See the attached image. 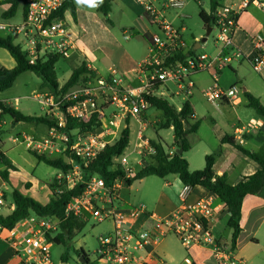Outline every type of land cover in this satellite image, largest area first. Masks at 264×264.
Returning a JSON list of instances; mask_svg holds the SVG:
<instances>
[{
    "label": "built area",
    "instance_id": "built-area-1",
    "mask_svg": "<svg viewBox=\"0 0 264 264\" xmlns=\"http://www.w3.org/2000/svg\"><path fill=\"white\" fill-rule=\"evenodd\" d=\"M66 1L27 0L26 15L20 25L0 24V30L19 37L30 64L48 54H59L67 59L76 49L74 40L67 33L64 19L57 15ZM136 1L158 28V33L152 35L150 55L139 66L138 85L123 86L122 76L116 67H110L108 77L86 74L88 80L70 90L59 102H55L52 95L44 101L50 110L54 108L59 111L57 126L51 128L49 136L42 140L25 137L23 141L39 154L48 151L54 154L56 144L63 148L57 152H68L65 156L73 167L66 172L60 171L58 184H65L69 189L84 184V189L68 202L65 216L92 224L108 221L113 225L111 232L98 238L96 254L99 261L106 264H148L156 257V249L162 241L168 235H174L187 250L192 246L211 247L218 264H243L232 242L215 236L214 223L220 214V207L214 204L212 197L204 196L192 201L191 186L185 185L180 194V208L165 217H158L143 205L131 207L128 211L123 209L120 190L126 186L127 179L136 175V166L143 167V159L156 153L145 134L147 126L140 120L149 108L147 96H190L195 88L193 77L200 73L211 76V83L202 91L209 104L219 106L222 101L235 102L242 96L243 90L238 85L229 88L221 86L219 74L229 68L233 61L243 60L244 53L234 47L238 18L250 6H263V0H240L237 7H218L214 13V27L218 31L215 42L219 46V54L212 57L206 53L187 54L185 60L178 57L179 52L186 48L182 31L164 13L167 8L184 7L185 1L168 0L161 7L156 6L154 0ZM253 46L254 54L249 62L254 72L264 79V38L255 37ZM87 67L91 70L90 66ZM167 83H173L175 91L166 86ZM71 101L74 103L63 111L61 105ZM94 115H97L99 126L92 132L75 130L68 134L60 130L66 126V117L87 122ZM131 117L139 121L140 128L132 152H124L116 158L122 177L112 186H107L98 175L85 179L86 168L128 127L126 121ZM254 129L256 125L251 122L238 129L236 136L242 140L243 134ZM18 141L19 137L13 139V143ZM133 156L136 159H132ZM59 191L62 193V190ZM6 205L4 193L0 191V209ZM62 221L57 216L31 214L9 231L0 227V241L12 247L13 257L21 264H55L51 249L56 245L54 239ZM185 262L192 263L190 258H186Z\"/></svg>",
    "mask_w": 264,
    "mask_h": 264
},
{
    "label": "crops",
    "instance_id": "crops-1",
    "mask_svg": "<svg viewBox=\"0 0 264 264\" xmlns=\"http://www.w3.org/2000/svg\"><path fill=\"white\" fill-rule=\"evenodd\" d=\"M5 1L6 0H0V3H4L9 8V4H6ZM110 2L111 11L106 17L98 10L94 0H74L75 13L73 14L70 10H67L63 18L67 25V33L71 39L74 40L76 45V49L66 60L72 57L78 58L80 60L83 58L82 60H85L87 65L91 67V70L89 69V71L92 72L94 76L100 75L104 77H108L110 67H115L110 64L112 61H115L121 67V70H119L117 67L116 68L119 70V74L122 76V85L126 87L137 86V72L139 66L150 55L152 35L155 34H151L149 25L154 26V24L145 14L136 0H110ZM239 3L240 0H238L237 3L233 2L227 6L237 7ZM221 4L222 6L226 5L222 2ZM161 6H163V4L159 5V7ZM250 7L264 10V5H253ZM116 9L120 13L119 21H124L129 11H134V13H136L137 18L128 24L129 27H126V25L123 24L119 25L124 30V34L127 36V38H129L128 34H130V38L133 36H137L136 38H139L140 43L135 41L138 45H143L146 42V47L144 45V52L141 51L139 57L136 56L135 59H132L130 62L126 60L127 56L129 55V51L125 50L124 46L119 43L117 37L112 31L115 28L116 23L119 22L114 19V11ZM248 9L249 7L239 16L237 28L234 32V47L244 53V58L240 61H234L237 67H234L231 64L229 69L221 76V81L225 88L238 85L243 90L242 96L235 102L222 101L219 106L210 104L217 111V118H209L207 120V118L197 116L194 110V116L191 119V122H199L200 124L198 131L189 136V140L192 144L191 149L184 153V157L188 160L191 171L204 169L206 165V157L208 155H216L214 164L215 172L219 176L223 174L227 175L228 181L232 185H236L244 178L255 174L259 169V165L249 157L240 153L233 145L224 143L223 139L226 136H230L231 138L235 139L238 144H241L243 147L254 152H258L264 147V118L258 116L254 109L248 107V100L244 96L245 92L251 93L259 98L264 105V85L262 81H259L258 77L260 76L254 72L249 62V58L254 54L253 39L257 36L264 38V18L257 12L249 13ZM164 13L166 18L172 23L175 21V18H178L171 16L169 13H167L166 9H164ZM23 20L24 11L22 9L21 22L9 26L20 25ZM127 28H130L131 32L129 31L130 29ZM181 31H183V29ZM10 35H12V33H10ZM205 35L206 34H200L199 36L195 37L193 40V47L195 49H203L201 52H199L202 54L208 53L212 56L218 55L220 49L217 43L211 45H201L199 48H196V44L200 42ZM185 44L187 50L192 49V47H190L186 41ZM132 47L135 49V51L139 49L136 44ZM130 53L137 55L135 52ZM195 54L197 55V53ZM244 64L248 65L256 74L251 75V80H248L245 74H243L242 77L239 76ZM0 66H4L8 69L14 68L16 66V61L14 58L6 49L3 48H0ZM76 67L77 66L74 68ZM74 68H72V71ZM58 70H60V73H64L66 68L61 67L58 69L57 66V72ZM203 74H207L211 83V76L208 73ZM248 74L249 72L247 75ZM197 75L194 77H199V74ZM261 79L264 80L263 78ZM87 80V77L84 75L79 81V84L84 81L86 82ZM66 81L63 83L60 81V83L63 85ZM209 84H207L205 87H207ZM196 86L197 83L195 82V87ZM43 91L47 92L48 90L43 89ZM172 96L178 95L172 94ZM0 102L14 107L12 103L6 98H0ZM181 106L176 107L180 109ZM14 108L17 109V107ZM248 109H252L253 112H249ZM56 110L57 109L54 108L52 110L48 108L47 115H52V112ZM56 114L58 116L59 113ZM146 114L147 112L140 117V120L147 127H149L150 124L146 118ZM160 116L161 114L158 115L157 120H155L153 123L154 130V124L159 121ZM133 121L138 125L137 131L140 128V124L137 119L133 117L128 118L126 122L130 129V137ZM251 122L256 125V129L250 133L243 134V139L239 140L236 136L237 130ZM21 123L29 122H14L9 117L0 118V131L3 150L4 136H6L7 131H12ZM50 130L51 128H49V131ZM163 130H169L173 132L172 128ZM160 131L162 130H159L156 133L155 130V133L164 140L168 147H173L174 133L172 135V142L169 144L160 134ZM16 137L22 139V142H24L23 138L25 137L34 138L28 133L17 134ZM13 139H15V137H13ZM150 139L152 138H149V140ZM14 148L15 147H12V149ZM161 179L163 180L162 183L157 186H154L153 182H148L139 197L133 195L131 186H124L120 190V201L122 208L128 211L131 207L143 205L158 217H165L171 212L180 208L182 205L180 194L184 190L185 185L181 182L178 175H169ZM2 187H7V184L3 181ZM204 196L212 197L214 204L217 207H220V214L217 216L214 223L215 236L217 239L232 242L233 231L228 228L229 213L224 203L216 195L203 187H191L190 200L194 201ZM5 199L7 203V198ZM111 227H113L112 224ZM240 227L241 233L236 242L238 257L242 260L243 264H264V187L258 194L247 195L244 198L242 204ZM8 250L10 253L7 257ZM155 255L156 257L148 264H187L185 262L186 258L191 259V264H218L211 247L192 246L189 250H187L174 235H168L162 241L160 246L156 249ZM0 264H21L19 260L13 257L12 247H10L4 241H0Z\"/></svg>",
    "mask_w": 264,
    "mask_h": 264
},
{
    "label": "trees",
    "instance_id": "trees-1",
    "mask_svg": "<svg viewBox=\"0 0 264 264\" xmlns=\"http://www.w3.org/2000/svg\"><path fill=\"white\" fill-rule=\"evenodd\" d=\"M98 10L104 15L108 16L111 11L110 0H94ZM9 8L4 12L5 19L14 18L19 8L24 11V17L27 11V0H6ZM211 11L207 13L201 9L199 17L207 28L215 25L214 13L220 6L221 0H210ZM67 10L75 13L74 0H67L64 6L59 10L57 15L64 18ZM16 37L12 35H0V48L6 49L16 61L14 68L8 69L0 66V91H6L13 87L14 83L22 74L32 72L42 80L41 90L47 89L49 94L59 102L70 90L79 84L81 78L86 74L93 73L89 71L87 62L80 61L78 66L73 69L69 79L62 85L59 81L57 72V64L64 60L59 54H48L42 58L37 59L34 64H30L27 53L23 50V44L16 42ZM187 54L191 56L196 55L192 49L186 48L179 52L178 57L185 60ZM244 96L248 100V107L255 110L256 114L264 118V105L259 98L251 93L245 92ZM149 108H154L161 112L159 121L154 124L156 133L163 129H173L174 133V149L168 147L164 140L156 134V138L150 139V144L155 148L154 155L146 156L143 167L139 168L136 175L126 180V186H131L136 180H141L149 176H157L164 178L169 175H178L184 185L195 187H203L209 192L216 195L226 206L229 213L228 228L233 231L232 244L236 247V242L241 233L240 220L242 216V204L247 195L258 194L264 187V147L254 152L238 144L235 139L226 136L223 139L224 143H229L236 147V149L243 155L249 157L259 165L258 171L244 178L236 185L230 184L227 175H217L214 170L216 155H208L206 157V165L202 170L191 171L188 160L184 157V153L188 152L192 144L189 136L198 131L199 122L192 123L191 119L194 116V108L189 102L185 100L181 108L178 109L166 97L147 96ZM74 101L61 105L63 111ZM0 118L9 117L14 122H35L37 124H45L49 128L56 125V119H51L47 116H29L20 112L18 109L8 106L0 102ZM99 126L97 115H94L91 120L84 122L80 119L66 117V126L60 130L64 133L70 134L71 131H79L82 133L92 132ZM130 144V129L124 128L114 142L108 144L90 163L86 168L85 179H89L93 175L101 176L107 186H112L117 179L122 177L119 165L116 158L121 156ZM178 149H182L183 153H178ZM172 152V154H171ZM39 162H43L59 171L66 172L72 169L73 165L67 162L66 156L50 158L46 154H39L36 151L29 150ZM65 154H68L66 151ZM74 162H77L76 160ZM19 171V167L12 161V159L3 150L1 131H0V178L7 185L12 186V199L14 209L8 215L0 214V227L5 230H11L17 222L30 216L37 214L43 217L57 216L63 221L61 223L60 231L55 240L56 245L68 246L77 233L84 230L87 221L79 218L65 216L66 206L72 197L82 193L84 184H79L73 189H69L65 184L59 185L58 180L54 183L48 184L51 192V198L47 203L26 196L21 190L13 187L10 181L11 172ZM29 188V184L26 185ZM59 190H62L60 193ZM5 198L6 194H4ZM78 258L82 255L85 258V263L81 264H95L90 261L88 254L84 249L75 250ZM69 255L66 253L62 256L61 264L69 262Z\"/></svg>",
    "mask_w": 264,
    "mask_h": 264
},
{
    "label": "rangeland",
    "instance_id": "rangeland-1",
    "mask_svg": "<svg viewBox=\"0 0 264 264\" xmlns=\"http://www.w3.org/2000/svg\"><path fill=\"white\" fill-rule=\"evenodd\" d=\"M185 6L179 9H171L167 8V13H169L175 18V21H173V24L175 27L180 28L182 31L183 40L186 41V43L194 48V38L199 36L200 34L204 35L206 34L207 28L204 26V23L199 17V12L201 9L205 10L207 13H210L211 11V3L210 0H184ZM156 6H159L160 4H166L168 0H155L153 1ZM222 3L229 5L233 2H238V0H221ZM264 2V0H263ZM8 9V6L4 3H0V24H6V25H14L16 23H20L22 20V8H19L18 13L15 15L14 18L5 19L3 16V13L5 10ZM248 12H257L259 15L263 16L264 18V10L256 9L254 7H249ZM119 11L116 9L114 11V19L118 22L119 21ZM172 17V18H173ZM137 15L134 13V11H129L127 13V17L124 21H119L116 23L115 28L112 30L115 36L117 37L119 43L124 46L125 50H128V56L126 60L130 62L132 59H135V57H139L140 52H144V45L146 47V42L142 45H138L137 42L140 43L139 38H136L137 36H133L130 38V34H128L129 38L124 34V30L122 27H120L119 24L126 25V27H129L128 24L131 23V21L136 20ZM149 25V24H147ZM151 34L158 33L157 27L154 25H149ZM130 29V28H127ZM131 32V29L129 30ZM1 36L10 35L8 31H0ZM218 35L217 29L213 26L212 32L208 37V41L202 43L201 45H211L216 43L215 39ZM13 37H16L14 34H12ZM137 39V40H135ZM16 42H20L19 38L16 37ZM137 41V42H135ZM135 44L139 47L137 51L132 46H135ZM218 45V44H217ZM203 49H195V53L201 52ZM130 52H135L137 55L131 54ZM209 55L208 53H206ZM212 57V55H209ZM83 58H81L82 60ZM78 58L72 57L68 60L64 59L61 60L58 63V69L61 67H65L66 71L63 73H60L58 70V76L59 80L63 83L64 81L68 80L69 77L72 74V68L75 66H78V64L81 61ZM240 61V60H239ZM112 66L117 67L119 70H121L120 65L112 61L110 63ZM234 67L236 66V63L233 61L231 63ZM223 70L219 74V84L224 87L221 76L222 74L227 71ZM249 74L247 75V73ZM245 76L248 80H251V75H256L253 70L246 64L242 66V71L239 73V76ZM198 76V75H197ZM194 77V81L197 83V86L192 92V95L185 96L183 94L178 96H169L167 95L166 98L170 100L172 104L179 107L181 106L185 100H189L191 105L193 106L195 110V114L199 117L207 118H217L218 113L215 110L213 106H211L206 99L203 96L202 90L205 88L207 84L210 83V79L207 76V74H199V77ZM258 77V76H256ZM259 81H262L264 85V80H262L260 77H258ZM83 82L80 84L82 85ZM42 84V80L36 76L32 72H27L22 74L16 82L14 83L13 87L6 91H0V98H6L9 100L14 107H17L18 110L23 112L25 115L30 116H47V110L48 106L44 103L46 98L48 96H51L49 92L43 91L40 88V85ZM171 90L176 89L175 85L173 83H167V85ZM17 100V102H16ZM55 100V99H54ZM53 108V106H50ZM50 109V108H49ZM111 111V108H110ZM249 112H253L252 109H248ZM146 114V118L149 121V127H147L145 134L149 138L156 137L155 130L153 129V123L155 120H157L158 115L161 114L160 111L151 108L148 109ZM145 112V113H146ZM59 113L58 110L52 112V115L49 117L51 119H56L57 114ZM143 113V115L145 114ZM59 116V115H58ZM152 126V128H151ZM138 125L133 121L132 122V132L130 137V144L128 148L126 149L125 153L130 154L134 147V142L136 138V131H137ZM28 133L31 134L34 138L37 140H42L43 138L49 136V128L45 124H37L35 122H29V123H21L17 128L13 129L12 131H7L6 136H4V150L7 152L9 157L14 161V163L19 167V171L17 172H11L10 174V181L13 187L18 188L21 190L26 196L33 197L36 200H39L41 203H47L51 198V192L49 188L47 187V184L54 183L56 180H58L59 177V171L51 166L46 165L43 162H39L33 155L29 153L28 150L36 151L34 148H30L27 146L25 142H22V139L19 138V141L16 143H13V137H16L17 134H23ZM160 134L166 139V141L171 144L172 142V135L173 132L169 130H162L160 131ZM12 147H15L12 149ZM62 146L60 144H56L54 151H56L54 154H51L49 151L46 153V155L50 158H57V157H64V153H59L57 151H60ZM191 155V154H189ZM132 159H136L135 156L132 157ZM140 167L136 166V169L138 170ZM162 179L157 176H149L141 180H136L131 185V191L134 196L139 197L145 186L148 182H153L154 186L160 185L162 183ZM27 184H29V188H27ZM0 189L6 194L7 197V206L0 209V214L2 215H8L12 212L14 209L13 199H12V186L7 185V187H2V180L0 178ZM112 227L111 224L106 221L103 223H95L92 224L91 222H88L84 230L80 233H77L72 238L70 244L68 246L64 245H55L51 249V258L55 264H61L62 256L64 254H68L70 259L67 264H81L79 262V258L77 254L75 253V250L84 249L86 253H88L90 261L95 264H106L104 262H101L97 259V249L99 248V242L98 238L100 235H105L109 232H111ZM180 245V244H179ZM181 246V245H180ZM10 251L7 252V257L9 255Z\"/></svg>",
    "mask_w": 264,
    "mask_h": 264
},
{
    "label": "water",
    "instance_id": "water-1",
    "mask_svg": "<svg viewBox=\"0 0 264 264\" xmlns=\"http://www.w3.org/2000/svg\"><path fill=\"white\" fill-rule=\"evenodd\" d=\"M211 32H212V26L207 27L206 35L201 39L200 42H198V43L196 44V48H199V47L201 46L202 43L207 42L208 37H209V35L211 34ZM178 153L182 154V153H183V150H182V149H178ZM79 261H80L81 263H85L86 260H85V258H84L83 255L80 257Z\"/></svg>",
    "mask_w": 264,
    "mask_h": 264
}]
</instances>
